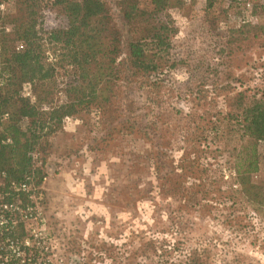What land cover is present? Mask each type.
I'll use <instances>...</instances> for the list:
<instances>
[{
	"label": "rangeland",
	"instance_id": "374dc122",
	"mask_svg": "<svg viewBox=\"0 0 264 264\" xmlns=\"http://www.w3.org/2000/svg\"><path fill=\"white\" fill-rule=\"evenodd\" d=\"M248 1L251 7L217 0L207 14L203 1L172 8L174 23L165 30L173 33L167 52L176 65L147 76L123 72L111 104L67 117L37 146L47 179L35 200L45 232L67 252L63 258L86 251L103 264H264V207L238 194L237 203L219 201L220 171L231 181L229 151L240 142L228 130L213 139L208 123L228 111L238 91L264 95V0ZM107 2L123 27L118 0ZM43 5L45 31L66 23L59 7L46 0ZM45 9L51 11L45 15ZM0 11L14 13V2L4 0ZM243 16L254 24L241 32ZM46 49L51 57L61 53L55 45ZM56 60L63 84L66 62ZM62 84L52 95L55 102L67 99ZM22 92L37 98L29 83ZM257 149L255 180L264 183V143ZM181 165L189 189L198 183L195 177L207 179L209 198L200 194L197 202L175 194L183 190ZM172 169L170 184L160 177Z\"/></svg>",
	"mask_w": 264,
	"mask_h": 264
},
{
	"label": "trees",
	"instance_id": "16d2710c",
	"mask_svg": "<svg viewBox=\"0 0 264 264\" xmlns=\"http://www.w3.org/2000/svg\"><path fill=\"white\" fill-rule=\"evenodd\" d=\"M10 1L14 2L15 12L0 11V119L9 114L0 123V173L6 172L12 180L30 176L35 186H40L46 174L37 163L36 148L58 131L67 117L93 104H111L118 94L123 72L130 77L147 76L176 65L167 52L173 45V33L165 30L174 23L170 10L203 1L207 14L217 2L118 0L121 27L107 0H46L50 7H59L66 23L45 31L40 20L45 0ZM230 1L232 6L239 5V0ZM47 11L51 9H45V15ZM246 18H240L237 30L242 32V27L254 24ZM233 42L229 39L230 45ZM47 44L60 47L61 53L51 57ZM57 56L66 62L68 73L63 84L57 80ZM26 83L34 87L35 101L23 94ZM61 84L67 99L55 102L52 95ZM228 107L226 113L219 111V117L215 115V120L208 122L210 131L215 133L213 139L225 137L228 130L233 140L240 142L229 151L230 159L226 160L234 171L231 181L220 171L219 201L237 203L238 194L241 199L264 207V183L255 180L260 171L257 144L264 141V95L250 98L248 91H238ZM174 172L172 169L160 178L174 183ZM185 175L181 165L178 185L183 190L175 193L177 196L191 195L197 202L200 194L209 198L206 178L203 181L202 177H195L198 183L191 190L183 183ZM223 184L227 188L223 189ZM7 198L12 199L13 195ZM78 254L81 264H103L91 259L86 251Z\"/></svg>",
	"mask_w": 264,
	"mask_h": 264
},
{
	"label": "built area",
	"instance_id": "2783aa9c",
	"mask_svg": "<svg viewBox=\"0 0 264 264\" xmlns=\"http://www.w3.org/2000/svg\"><path fill=\"white\" fill-rule=\"evenodd\" d=\"M239 1L251 7L248 0ZM8 117V113L3 115L0 123ZM46 179L44 176L42 182ZM37 189L30 176L12 180L6 172L0 173V264H81L76 251L63 258L67 252L58 250V239L45 232L42 207L34 195ZM9 195L13 198L8 199ZM19 227L21 234L17 233Z\"/></svg>",
	"mask_w": 264,
	"mask_h": 264
}]
</instances>
